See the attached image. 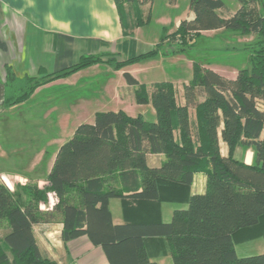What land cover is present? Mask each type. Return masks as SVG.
Returning a JSON list of instances; mask_svg holds the SVG:
<instances>
[{"label": "trees", "instance_id": "trees-1", "mask_svg": "<svg viewBox=\"0 0 264 264\" xmlns=\"http://www.w3.org/2000/svg\"><path fill=\"white\" fill-rule=\"evenodd\" d=\"M151 1L114 0L124 35L144 22L133 3ZM239 1L234 13L224 14L223 0H190L192 17L170 34L163 27L150 50L123 61L107 57L105 63L120 70L159 54L185 53L206 31L256 37L249 48L250 69L238 70L234 79L193 62L192 78L182 86L183 104L177 103L171 83L146 89L125 72L135 103L150 105L154 122L122 110L97 112L93 123L80 124L59 147L45 188L26 184L11 191L0 182V222L9 229L0 239V264H57L40 252L33 235V226L54 212L62 217L64 245L86 237L107 264H157L150 255L163 249L172 264H264V253L237 257L235 252L237 242L264 240V107H258L264 104V0ZM103 56H82L69 67L35 77L18 78L7 68L1 103H22L37 88L102 63ZM236 148L252 150L250 165L234 158ZM149 154L165 160L150 167ZM196 173L204 175L205 188L191 195ZM48 193L58 202L52 211H42L39 203L47 202ZM181 197L187 207L174 210L163 223L157 217L161 202ZM111 199L123 205V224L112 222Z\"/></svg>", "mask_w": 264, "mask_h": 264}, {"label": "crops", "instance_id": "crops-1", "mask_svg": "<svg viewBox=\"0 0 264 264\" xmlns=\"http://www.w3.org/2000/svg\"><path fill=\"white\" fill-rule=\"evenodd\" d=\"M169 2L176 7V0ZM152 5V2L137 5L133 3L143 21ZM223 10L220 11L225 13ZM183 17L171 21L164 18L163 21L170 23V26L163 27L174 30L180 21L192 17L190 10ZM140 32L138 27L130 35L123 34L114 0H0V112L19 109L15 116H11L16 124L8 121L0 125L1 147L5 143V146L9 145L7 136L16 128L28 137L27 142L23 141L22 147H18L16 152H21L19 157L23 158V171L0 172V178L11 182L4 183L10 190H13L14 183L17 182L22 185L35 184L39 189L46 187L47 176L59 147L72 137L80 124L93 123L95 113L122 110L134 117L140 114L137 112L139 108L149 106L135 103L134 88L127 85L123 77L125 72L139 84L146 85V89H150L154 83H171L175 88L177 103H184L182 86L192 78V61H183V55L168 59L176 67L185 62L189 72L187 78H182L181 73L169 76L163 68L168 59L161 54L120 70L105 63L107 57L123 61L150 50L155 44L141 38ZM87 55H104L103 62L37 88L22 103L8 107L2 105V83L5 81L7 68L18 78L35 77L69 67ZM154 69L159 73L148 76ZM209 69L228 79H234L238 72L229 78L222 69ZM142 74L144 76L141 78ZM152 114L155 116L153 109ZM65 130L69 134L64 133ZM67 136L70 138H63ZM1 147L0 155L3 157L5 151ZM219 148L221 155L226 156L227 147L221 140ZM14 156L17 155L14 153L12 157ZM234 158L250 165L253 152L247 149L243 154L241 148H236ZM164 160L165 157L161 154L147 155L150 167H158ZM204 188V175L194 174L189 194H200ZM181 198L161 202L157 217L163 223L171 220L174 210L187 207L186 197ZM57 202L55 194L48 193L47 202H40L39 209L52 211ZM109 209L114 224L125 222L123 205L119 199H111ZM62 227V217L58 212H54L50 220L33 226V235L42 254L57 264H107L102 250L93 246L86 237L64 245L61 240ZM166 253H169L168 250L163 249L159 254H151V261L159 259L160 263H165Z\"/></svg>", "mask_w": 264, "mask_h": 264}, {"label": "rangeland", "instance_id": "rangeland-1", "mask_svg": "<svg viewBox=\"0 0 264 264\" xmlns=\"http://www.w3.org/2000/svg\"><path fill=\"white\" fill-rule=\"evenodd\" d=\"M169 1L170 0L151 1L153 4L152 8L149 9L150 11L149 13L147 12L148 14L146 16V19H144L143 24L140 26L141 32L139 36L141 38H144L145 40L156 44L161 36L163 26H170V23H165L163 21L164 18H167L171 21L175 20V18L177 17L184 18L183 15L185 13H188V6L190 0H176V7ZM223 2V11L225 12L224 14H226V12L234 13L240 6L239 0H223ZM172 32L173 30L169 28L167 34H170ZM166 41H168V39ZM255 41L256 37L254 35H242L231 30L218 29L201 33L199 36L196 37L194 46L185 53L176 55L167 54L162 56H164L165 59H168L173 56L183 55L184 57L181 58L183 59V61L191 60L192 65L193 62H197L204 67H215L222 69L223 73L227 77L231 78L234 73H236L240 69H250L251 63L249 48L253 45ZM163 51L169 53V51H171V48L168 47V45H165ZM184 64L185 62L183 64L179 63L176 67L175 65L171 64L170 60L168 59L165 60L163 68L165 72L169 74V76L181 73L180 76H182V78H187L189 72L188 69H186V64ZM158 73V70L154 69L153 71H151V73L149 72L148 76H155ZM143 76V74L140 75L141 78ZM258 107L263 108L264 104L262 102H259ZM18 112L19 109L14 110L13 112H9L6 110L0 112V125H4L8 121L10 122V124L11 122L16 124V122H14L11 116H15ZM137 112H139L145 120L149 122L155 121V116H153L152 114V107L150 105L139 108ZM190 113L191 115H193L192 107H190ZM26 132L29 133L30 131ZM64 133L69 134L67 130H65ZM63 138H66L67 140L70 137L67 136ZM27 140V135L24 136L22 130H17L16 128L14 132L10 133L7 136V143L9 144L8 146H5V143L3 144V147H1L2 142L0 141V147L3 151H5V155L3 157L0 155V172L20 173L23 171V158L21 159L19 157L21 155V152H19V154H17L16 152L18 147H22L23 141L27 142ZM241 151L244 154L245 150L241 149ZM14 153L17 155L16 157L14 156L15 158L12 157ZM0 182L8 183L9 179L0 178ZM18 186L23 185L19 182L14 183L13 190H15ZM8 230L9 229L6 222L1 221L0 239L8 232ZM235 252L237 257H249L263 254L264 240L262 237H255L247 241L237 242L235 243ZM164 260L165 263H160L159 259H156V262L158 264H172V259L169 253H166V257H164Z\"/></svg>", "mask_w": 264, "mask_h": 264}, {"label": "built area", "instance_id": "built-area-1", "mask_svg": "<svg viewBox=\"0 0 264 264\" xmlns=\"http://www.w3.org/2000/svg\"><path fill=\"white\" fill-rule=\"evenodd\" d=\"M54 194V193H53Z\"/></svg>", "mask_w": 264, "mask_h": 264}]
</instances>
